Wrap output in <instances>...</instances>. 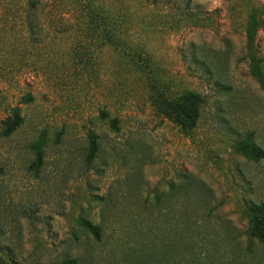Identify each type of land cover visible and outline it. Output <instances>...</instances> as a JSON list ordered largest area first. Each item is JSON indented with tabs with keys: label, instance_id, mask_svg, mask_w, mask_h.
Here are the masks:
<instances>
[{
	"label": "rangeland",
	"instance_id": "1",
	"mask_svg": "<svg viewBox=\"0 0 264 264\" xmlns=\"http://www.w3.org/2000/svg\"><path fill=\"white\" fill-rule=\"evenodd\" d=\"M262 7L0 0V264H264Z\"/></svg>",
	"mask_w": 264,
	"mask_h": 264
},
{
	"label": "trees",
	"instance_id": "2",
	"mask_svg": "<svg viewBox=\"0 0 264 264\" xmlns=\"http://www.w3.org/2000/svg\"><path fill=\"white\" fill-rule=\"evenodd\" d=\"M261 15H264V7L254 8L249 18V22L246 28V38L250 50H252L256 42L258 32L264 27V20L260 17ZM252 59L254 62L255 58L252 57ZM253 73L258 78L259 82L264 88V75L262 74V72H260L259 69L256 66H254ZM173 110L177 117V121L184 130L194 129L198 118L197 111L194 113L186 111L180 105L173 106ZM16 129H17V124L12 125L8 133H12ZM237 150L239 153L243 154L244 156L252 160H260L264 158V151L255 145H251L248 140H244L242 143H240L238 145ZM96 154H97V144L93 142L92 149L90 150V154L88 156V161L92 162L95 159ZM85 225L91 232H93L98 236L100 235V229L97 226H94L89 222H85Z\"/></svg>",
	"mask_w": 264,
	"mask_h": 264
}]
</instances>
